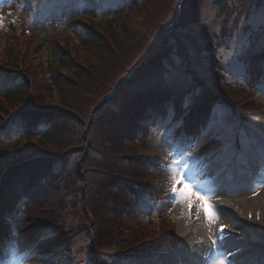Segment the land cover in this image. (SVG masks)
<instances>
[{
  "label": "rangeland",
  "instance_id": "rangeland-1",
  "mask_svg": "<svg viewBox=\"0 0 264 264\" xmlns=\"http://www.w3.org/2000/svg\"><path fill=\"white\" fill-rule=\"evenodd\" d=\"M128 1L0 0V72L15 76V80L11 77L0 79V119L19 108L18 99L7 97V92L22 76L28 80L30 89L20 99L34 100L35 91L42 85L49 88L48 94L51 93L48 104L63 108L60 100L65 98L55 87L53 76L58 83H65L67 78L82 82V77L90 70H99L105 64L103 60L107 52L84 43L89 33L104 37L111 49L115 46L110 43L115 32L119 43L115 48L121 46L122 41L134 39L138 44L133 50L139 55L133 56L131 49L126 48L128 56H122L117 68L109 69L111 75H107L105 89L97 90L91 103L83 106L84 125L80 133L91 136L90 130H101L99 124L107 126L114 121L116 114L111 115L110 111L118 109V106L113 109L111 104L130 94L131 84L138 83L142 72L139 64L146 59L148 52L155 54L162 45L163 50L167 48L169 51L177 44L170 36L176 34L178 24L183 26L180 36L193 49L198 47L205 52L208 63V55L216 54L223 58V64L230 71L240 56L246 55L255 31L264 29V0H242L239 7L247 8L248 15H239L238 18L237 7L232 13L234 15L226 18L221 7L215 5L216 0L149 3L134 12L117 15L119 7ZM252 1H257L253 7H241L244 2L250 4ZM229 6L233 9L232 5ZM196 18L201 21L197 22ZM180 43L184 42L178 41ZM70 59L74 61L78 74L60 68L61 60L68 62ZM211 66L214 69L212 63ZM231 88L227 90L236 92L248 103L245 111L234 107L229 113L218 108L201 135H188L181 139L185 145H195L184 157L190 165L186 175L195 189L215 206L217 215L213 222L205 218L199 200L193 198L191 213L187 200H169L173 176L179 178V173L169 170L172 150L163 140L169 133V122H159L153 127L148 125V137L132 155L140 154L146 164L157 170L147 173L144 179L160 196L141 203L139 218L129 214L125 220L128 228L125 236L130 232L134 237L132 240L136 238L143 244H150L152 239L159 240L155 248L139 250L135 247L127 252H121L122 249L112 255L90 257L84 240L77 239L70 246L72 252L68 247H57L54 251L39 253L37 244L44 243L49 234V229H40V240L35 236L36 239L30 241V247L16 262L7 260L9 256L2 258L4 264H203L208 258L212 259L210 264H215L217 259L224 260L225 264H264V245L254 249L250 244L264 239V84L243 94L237 85ZM20 134L19 128L14 130L12 140L22 138ZM33 144L39 146L36 139H33ZM189 157L199 159L193 161ZM220 203H223L222 207ZM17 208L14 206V210ZM32 210V215H40V220H48L52 216L44 209L33 207ZM20 212L23 214L25 209ZM181 222L189 224L186 233L179 228ZM204 224H208L210 230L195 236ZM221 225L225 226L223 234ZM241 233L249 235L253 241L237 236ZM214 239L217 244L213 248ZM240 239H244L243 242ZM131 241L126 239L122 243ZM241 245L248 248L250 254L228 260L231 250Z\"/></svg>",
  "mask_w": 264,
  "mask_h": 264
},
{
  "label": "trees",
  "instance_id": "trees-1",
  "mask_svg": "<svg viewBox=\"0 0 264 264\" xmlns=\"http://www.w3.org/2000/svg\"><path fill=\"white\" fill-rule=\"evenodd\" d=\"M168 1L129 0L119 7L118 15L149 3ZM241 1L216 0L215 5L221 7L226 18L234 15L237 7L238 18L248 15L247 8L239 7ZM254 2L257 1L244 2L241 7H253ZM182 27L178 24L176 34L170 36L177 44L169 51L163 50L162 45L155 54L148 52L139 64L142 72L138 83L131 84L130 94L111 104L113 109L118 106L110 111L111 115L116 114L114 121L107 126L99 124L101 130H90L91 136L80 133L84 125L81 110L96 97L97 90L105 89L111 75L109 69L117 68L128 56L126 48L139 57L133 50L136 40L122 41L115 48L119 45L115 32L110 41L115 46L111 49L104 37L89 33L84 43L107 52L105 64L99 70H90L82 82L67 78L65 83H58L53 76L55 87L65 98L60 100L63 108L48 104L51 93L42 85L35 91L34 100L20 99L30 89L25 77L7 92V97L18 99L19 108L0 119V256L23 253L35 236L40 240V229H49L45 242L37 244V251L41 252L57 247L69 249L77 239L84 240L90 257L158 245L156 239L143 244L136 238L132 240L130 232L125 236V220L129 214L135 215L132 211L138 208L140 191L150 192L144 177L151 168L140 154L132 155L148 137V125L158 120L170 121L168 128L174 133L164 138L166 144L169 139L177 140L183 131L198 135L206 129L216 108L223 106L231 111L234 107H248L243 97L227 89L237 85L243 94L256 87L254 83L264 81L263 28L255 31L246 55L240 56L233 71L227 73L230 70L216 54L208 55L214 69L210 67L205 52L198 47L193 49L180 36ZM157 54L160 55L156 58ZM59 66L77 72L71 59L61 60ZM19 125L22 138L7 142ZM33 139L40 147L33 144ZM14 206L18 208L14 210ZM33 207L47 210L51 218L40 220V215H32ZM52 233L55 236L51 237ZM126 239L132 241L123 244Z\"/></svg>",
  "mask_w": 264,
  "mask_h": 264
},
{
  "label": "snow or ice",
  "instance_id": "snow-or-ice-1",
  "mask_svg": "<svg viewBox=\"0 0 264 264\" xmlns=\"http://www.w3.org/2000/svg\"><path fill=\"white\" fill-rule=\"evenodd\" d=\"M167 143L169 148L172 150L170 153L171 163L169 170L174 174L177 172L179 173V178H177L176 175L173 176V182L171 186L172 196L169 197V200H173L174 198L177 200H187L189 213H191V209L193 206V198L195 200H199L201 202L200 209L203 211L205 218L210 223L213 222L216 219L217 215L215 211V206L209 202L207 196L201 194L195 189V185L188 180V177L186 175V171L190 168V165L184 159V157L188 155L190 149L195 146L194 143L185 145L181 141H177L174 139H169ZM189 159L193 161H198L199 158L189 157ZM224 227V225H221V234H223ZM216 244L217 240L214 239L212 241L211 246L214 248ZM215 264H225V262L222 259H217L215 261Z\"/></svg>",
  "mask_w": 264,
  "mask_h": 264
},
{
  "label": "bare ground",
  "instance_id": "bare-ground-1",
  "mask_svg": "<svg viewBox=\"0 0 264 264\" xmlns=\"http://www.w3.org/2000/svg\"><path fill=\"white\" fill-rule=\"evenodd\" d=\"M226 204V203H225ZM223 203H220V206L222 207ZM225 207H229L228 205H224ZM229 225H233V223H229ZM189 227V224H186L185 222H181L179 228L182 230V231H185V233L188 231V227ZM199 231L196 233L195 236L199 237L200 233H206L210 230L208 224H205L203 225L200 229H198ZM243 230V229H242ZM241 235L244 236L247 240H250V241H253V239H251V237L249 235H244L243 233H241L240 235H237L241 238ZM241 242H243L242 240L244 239H240ZM253 244H257L259 247H262L264 245V239H259L257 241H253L252 242ZM245 254H250V251L248 248H244V246H239V247H236L234 249L231 250L230 252V255H229V259L228 260H234L236 258H242L244 256H247ZM203 264H207V261H203L202 262Z\"/></svg>",
  "mask_w": 264,
  "mask_h": 264
}]
</instances>
